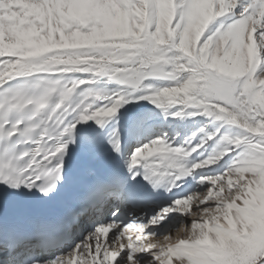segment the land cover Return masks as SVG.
Instances as JSON below:
<instances>
[{
  "label": "snow or ice",
  "instance_id": "6c2138e0",
  "mask_svg": "<svg viewBox=\"0 0 264 264\" xmlns=\"http://www.w3.org/2000/svg\"><path fill=\"white\" fill-rule=\"evenodd\" d=\"M0 264H264V0H0Z\"/></svg>",
  "mask_w": 264,
  "mask_h": 264
},
{
  "label": "bare ground",
  "instance_id": "6f19581e",
  "mask_svg": "<svg viewBox=\"0 0 264 264\" xmlns=\"http://www.w3.org/2000/svg\"><path fill=\"white\" fill-rule=\"evenodd\" d=\"M147 105L148 108L152 110L153 112L157 113L158 116V123L159 122H164L165 124L168 123V121L164 120L163 115H161L159 113V109H156L154 105L148 104L145 101H140L138 105H132V104H126L123 108H121L119 110V112L116 114V117L114 119H109L105 125H104V130L107 132H110L113 128H116L119 130L120 136H121V140L122 142H126V143H132L133 141L130 140L129 135H128V126H129V120L128 117L136 112H141L144 110V108H141L142 106ZM172 120L171 117H169V121ZM88 124H91L93 128H97L99 130V127L97 125H95L94 122L89 121L87 122ZM200 125V118L196 117V118H186L184 119L180 126L181 129L183 130V133L185 135H190L191 131L195 130L196 127H199ZM173 127H175V125H173ZM165 131H169L168 129H164ZM181 136H177V139H181ZM145 141H142V143ZM179 183V182H178ZM189 191L191 189H188ZM186 194V193H185ZM158 210V209H157ZM194 217L193 216H189L187 219L189 221H191ZM187 227L190 229V223L187 225ZM179 226H177L176 230H173V232L171 233V235L173 236V239H175L177 236H186L187 233H181L179 232Z\"/></svg>",
  "mask_w": 264,
  "mask_h": 264
}]
</instances>
